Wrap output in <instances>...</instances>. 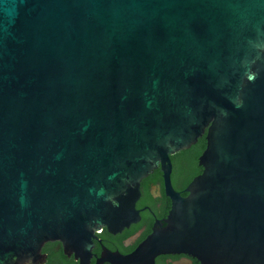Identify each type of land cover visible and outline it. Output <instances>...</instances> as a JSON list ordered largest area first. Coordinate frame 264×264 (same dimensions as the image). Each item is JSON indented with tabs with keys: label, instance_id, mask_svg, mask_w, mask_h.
Returning <instances> with one entry per match:
<instances>
[{
	"label": "water",
	"instance_id": "95a60500",
	"mask_svg": "<svg viewBox=\"0 0 264 264\" xmlns=\"http://www.w3.org/2000/svg\"><path fill=\"white\" fill-rule=\"evenodd\" d=\"M203 134L181 196L170 155ZM158 167L166 226L120 261L264 264V0H0V264H86Z\"/></svg>",
	"mask_w": 264,
	"mask_h": 264
},
{
	"label": "flooded vegetation",
	"instance_id": "af4514ba",
	"mask_svg": "<svg viewBox=\"0 0 264 264\" xmlns=\"http://www.w3.org/2000/svg\"><path fill=\"white\" fill-rule=\"evenodd\" d=\"M199 138H204V144L197 151L193 150V146L198 140L189 148L170 155L171 184L181 196L187 195L186 186L202 171V167L198 164V157L205 148V134ZM171 205L172 200L166 193L162 171L158 167L140 182V194L135 202V209L138 212L137 220L117 232H110L106 227H102L93 239L86 264H126L119 258L134 254L148 236L166 226ZM41 253L44 258L37 264H80V258L76 257L74 252L66 253L57 240L45 242ZM142 263L201 264L196 257L187 253L153 254L150 251L143 253Z\"/></svg>",
	"mask_w": 264,
	"mask_h": 264
},
{
	"label": "trees",
	"instance_id": "16d2710c",
	"mask_svg": "<svg viewBox=\"0 0 264 264\" xmlns=\"http://www.w3.org/2000/svg\"><path fill=\"white\" fill-rule=\"evenodd\" d=\"M204 144V138H199L196 145L193 146V150L197 151Z\"/></svg>",
	"mask_w": 264,
	"mask_h": 264
}]
</instances>
